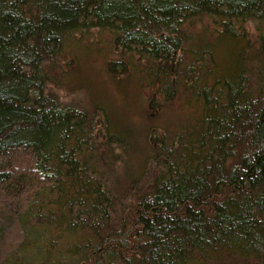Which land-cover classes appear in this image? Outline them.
Returning <instances> with one entry per match:
<instances>
[{"label":"trees","instance_id":"trees-1","mask_svg":"<svg viewBox=\"0 0 264 264\" xmlns=\"http://www.w3.org/2000/svg\"><path fill=\"white\" fill-rule=\"evenodd\" d=\"M11 229L0 264H264V0H0Z\"/></svg>","mask_w":264,"mask_h":264},{"label":"rangeland","instance_id":"rangeland-1","mask_svg":"<svg viewBox=\"0 0 264 264\" xmlns=\"http://www.w3.org/2000/svg\"><path fill=\"white\" fill-rule=\"evenodd\" d=\"M247 25L249 28L251 27L250 24ZM101 59H85L86 61L84 60V64L79 73L76 75V79L79 81L81 86L83 85L89 90H101L102 88L107 90L108 93L114 92L113 87L111 86L112 83L107 82L106 77L103 76L101 66L103 65L104 61ZM114 97L119 98L116 95H114ZM8 235L11 236V241H9L7 238L6 240H3L2 245H0L1 250L5 252H8L10 250L11 244L17 242V239L19 238V235L15 232V229H11L8 232Z\"/></svg>","mask_w":264,"mask_h":264}]
</instances>
